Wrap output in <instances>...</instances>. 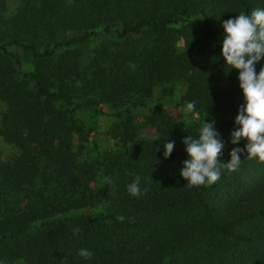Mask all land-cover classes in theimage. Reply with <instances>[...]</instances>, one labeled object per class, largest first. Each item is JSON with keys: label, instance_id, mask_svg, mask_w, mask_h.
<instances>
[{"label": "trees", "instance_id": "1", "mask_svg": "<svg viewBox=\"0 0 264 264\" xmlns=\"http://www.w3.org/2000/svg\"><path fill=\"white\" fill-rule=\"evenodd\" d=\"M6 1L0 0V138L20 154L0 163L3 264H166L175 255L173 264H264V162L242 154L237 170L222 169L211 185L189 186L179 176L181 140L196 132L158 117L156 142L98 164L105 182L96 191L86 180L78 185L70 150L82 132L72 103L82 95L113 107L143 105L153 86L182 81L181 99L194 101V111L234 116L242 103L235 70L225 73L213 60L219 25L264 7V0H17L13 13ZM60 30L77 36L46 48ZM96 36L101 40L84 51L82 43ZM15 47L29 52L27 73L15 71L19 55L9 50ZM232 127H217L223 162L231 147L245 143H227ZM168 140L175 143L165 159ZM30 142L42 155L26 152ZM39 157L49 166L41 176ZM86 166L82 171L93 173L95 166ZM137 178L141 194L131 196L126 185ZM38 181L69 188L43 195ZM91 208L99 212L54 218ZM81 248L92 252L90 260L77 255Z\"/></svg>", "mask_w": 264, "mask_h": 264}, {"label": "rangeland", "instance_id": "2", "mask_svg": "<svg viewBox=\"0 0 264 264\" xmlns=\"http://www.w3.org/2000/svg\"><path fill=\"white\" fill-rule=\"evenodd\" d=\"M7 10L13 13L15 8L19 5L17 0H7ZM73 36L68 31H57L53 36L52 42L46 48L51 49L54 43H63L70 40ZM99 40L100 36L91 37L83 42L84 51H90ZM29 42V41H27ZM106 46H109L107 43ZM42 47L38 48L41 52ZM14 54L19 55L20 64L15 65V71L20 73H27L31 70L27 57L29 52H22L20 48H9ZM26 56V57H24ZM28 77H22L27 86H32V82L27 81ZM185 85L182 81H175L161 85L153 86L147 95H143V105L128 103L124 106H110L104 104L101 98L93 95H82L73 101L75 111L73 118L77 124L82 128L79 136H73L70 141V150L74 154L72 157L73 164H75V176L78 177V185L85 184L98 191L105 182L102 177V170L99 169L98 164H108L109 161H117L118 155L125 157L132 155V149L135 147L146 146L148 143H154L159 136V127H156L158 118L159 123L169 121L180 125H185L196 132L203 117L204 112L192 111L186 113L184 111L185 101L181 98L184 94ZM59 105V102H55ZM5 108V104L0 101V116ZM232 115L221 114H207L205 120L215 118V126L217 127L222 122H232ZM26 152L34 156L42 155L40 148L33 142L27 143ZM134 150V149H133ZM20 154V149L15 146L6 144L0 138V163L9 161ZM115 158V159H114ZM127 159V158H126ZM48 161L45 157H39L36 162V171L38 175L46 174L49 171ZM89 165V166H86ZM90 166H95L93 173H84L82 169ZM72 179V178H71ZM47 181V180H46ZM48 182V181H47ZM36 187L40 188V193L47 195L52 192L60 194L64 189L69 188L68 184L55 185L50 183L46 186H41L38 181ZM81 188H77L79 193ZM39 194V193H36ZM74 196V195H73ZM98 208L73 210L63 215H56L54 218L66 219L75 218L84 214L98 213ZM180 255L169 256L166 258V264H173L179 259Z\"/></svg>", "mask_w": 264, "mask_h": 264}, {"label": "clouds", "instance_id": "3", "mask_svg": "<svg viewBox=\"0 0 264 264\" xmlns=\"http://www.w3.org/2000/svg\"><path fill=\"white\" fill-rule=\"evenodd\" d=\"M219 27V55L213 60L223 62L224 72L227 69L225 73L235 70V80L242 98L232 117L233 127L228 133L227 143L238 145L242 140L245 143L242 148L229 149L227 162L218 159L225 148V141L216 129L215 118L205 120L206 113L196 134H187L181 140L185 159L181 161L179 176L189 186H208L220 178L222 169L228 172L237 170L244 159L241 158L242 154H246L247 159L264 162V7L222 20ZM194 109V101L185 103L186 113ZM174 143L171 140L163 142V158L171 154ZM126 191L131 196L141 194L139 178L127 184ZM77 255L90 260L92 252L81 248L77 250ZM0 264H3L2 260Z\"/></svg>", "mask_w": 264, "mask_h": 264}]
</instances>
